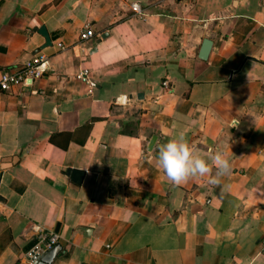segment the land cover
<instances>
[{
  "label": "crops",
  "instance_id": "crops-1",
  "mask_svg": "<svg viewBox=\"0 0 264 264\" xmlns=\"http://www.w3.org/2000/svg\"><path fill=\"white\" fill-rule=\"evenodd\" d=\"M35 54L41 78L0 92V264H27L33 223L51 264H264V0H0V70ZM180 132L224 153L219 184L166 180Z\"/></svg>",
  "mask_w": 264,
  "mask_h": 264
},
{
  "label": "clouds",
  "instance_id": "clouds-1",
  "mask_svg": "<svg viewBox=\"0 0 264 264\" xmlns=\"http://www.w3.org/2000/svg\"><path fill=\"white\" fill-rule=\"evenodd\" d=\"M156 163L166 180L173 185H181L191 178L208 177V183L217 185L220 177L230 171V161L221 151L200 154L199 148L191 144L183 132L162 143L155 157ZM215 168V175H213Z\"/></svg>",
  "mask_w": 264,
  "mask_h": 264
},
{
  "label": "built area",
  "instance_id": "built-area-1",
  "mask_svg": "<svg viewBox=\"0 0 264 264\" xmlns=\"http://www.w3.org/2000/svg\"><path fill=\"white\" fill-rule=\"evenodd\" d=\"M130 11L136 15L141 13L136 3L130 5ZM91 38H93V32L89 25H85L80 30L78 39L80 42H86ZM60 46V44L57 45V47ZM46 70V59L41 54L31 56L15 68L0 70V92L6 93L19 85H28L32 81H37ZM75 79L89 88L94 87L87 70H81L75 75ZM31 231L34 244L24 253V260L27 264H36L42 255L58 244L59 237L36 223L31 224ZM257 249L258 253L264 256V238L257 242Z\"/></svg>",
  "mask_w": 264,
  "mask_h": 264
},
{
  "label": "water",
  "instance_id": "water-1",
  "mask_svg": "<svg viewBox=\"0 0 264 264\" xmlns=\"http://www.w3.org/2000/svg\"><path fill=\"white\" fill-rule=\"evenodd\" d=\"M36 32L44 40V43L40 47L39 50H41L45 47H49L50 41L48 39V36H47V33H46L44 27H39L38 29H36ZM39 50H36L34 53H37ZM208 50H209V41L204 40L201 43L198 58L200 60H204L207 53H208ZM140 98H141V95H140ZM153 140L154 139L152 138L149 144H151L153 142ZM65 173H66L67 177H69L71 182H73L74 184H79V182L81 181V178L83 176V173L81 171H77V170L67 169ZM60 252H61V247L57 244V245L53 246L50 250H48L44 255H42V257L39 259V261L36 264H51Z\"/></svg>",
  "mask_w": 264,
  "mask_h": 264
}]
</instances>
